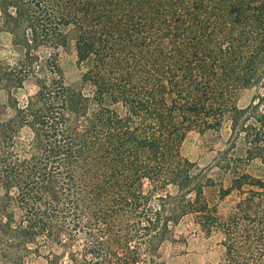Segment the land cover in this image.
<instances>
[{
	"label": "trees",
	"instance_id": "16d2710c",
	"mask_svg": "<svg viewBox=\"0 0 264 264\" xmlns=\"http://www.w3.org/2000/svg\"><path fill=\"white\" fill-rule=\"evenodd\" d=\"M251 3L242 9L264 11V0ZM154 8L153 0H0V32L23 52L15 66L0 61V264L42 256L48 264H161L160 245L185 216L221 236L222 264H264V180L240 170L264 164V95L235 106L233 84L210 78L219 69L213 51L180 43L166 66L150 59ZM232 14L244 22L240 8ZM69 40L80 88L64 85L57 62ZM262 41L252 72L264 66ZM40 48L51 51L54 79L38 78L21 107L12 91L38 71ZM225 115L229 138L214 165L227 182L217 186L179 147L189 129L218 132ZM239 145L242 157L233 158ZM215 187L212 202L204 190Z\"/></svg>",
	"mask_w": 264,
	"mask_h": 264
},
{
	"label": "rangeland",
	"instance_id": "374dc122",
	"mask_svg": "<svg viewBox=\"0 0 264 264\" xmlns=\"http://www.w3.org/2000/svg\"><path fill=\"white\" fill-rule=\"evenodd\" d=\"M252 0H153L154 11L151 24L154 27L150 33V40L156 53L152 57L160 58L161 64L166 66L169 61L170 46L184 44L193 51H213L209 60L215 61L219 68L210 78L219 82L232 83L231 102L238 108L248 106L257 94L264 95V66L259 65L256 72H252L251 63H260L259 50L262 46L264 35V11L255 13L246 11L247 5ZM231 8H240L244 22H239L236 15H229ZM243 10V11H242ZM259 15V16H258ZM177 17V18H176ZM198 23V24H197ZM68 33V29L64 30ZM193 38V39H192ZM50 49L38 50V62L35 66L39 69L32 76L27 77L21 89L12 91L23 106L26 97L35 94L38 88V78L51 82L54 77L48 72L46 60L50 56ZM153 53V52H152ZM22 49L11 44V36L0 32V61L5 66H15L22 58ZM57 62L61 70L64 85L74 88L81 86V73L83 68L77 65L74 42L69 40L65 47H60L57 52ZM242 80L250 81L254 86L236 85ZM85 96L91 97L92 87L82 86ZM5 101V95L0 92V103ZM122 113L120 105L110 106ZM97 106L91 102L89 113L95 111ZM264 113V104L260 107ZM229 119L225 115L221 129L218 132L206 130L199 132L189 129L182 140L179 153L181 157L194 163L198 169L207 170L217 186L226 185L227 175L215 168L214 162L218 152L224 150L229 138ZM30 134L24 131L20 143L25 146ZM241 145L232 152V157H242ZM241 171L264 180V164L259 160H252L241 164ZM167 190L174 193L175 189ZM217 188H207L204 194L212 202H216ZM233 198H228L219 204L222 211H227ZM171 239L160 245L158 250L159 263L161 264H222L225 250L221 244V236L213 233L206 236L194 224L190 216L181 218L172 229ZM57 253L59 250L54 248ZM43 255L45 253H42ZM142 260H144L142 258ZM29 264H48L44 256L32 257ZM58 264V263H55ZM140 264H146L142 261Z\"/></svg>",
	"mask_w": 264,
	"mask_h": 264
}]
</instances>
